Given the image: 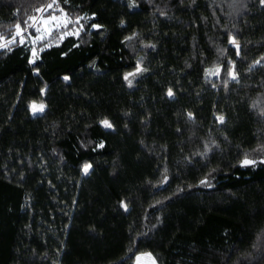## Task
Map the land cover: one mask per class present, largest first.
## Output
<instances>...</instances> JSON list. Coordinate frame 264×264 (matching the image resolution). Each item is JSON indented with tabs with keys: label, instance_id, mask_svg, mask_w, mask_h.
<instances>
[{
	"label": "trees",
	"instance_id": "16d2710c",
	"mask_svg": "<svg viewBox=\"0 0 264 264\" xmlns=\"http://www.w3.org/2000/svg\"><path fill=\"white\" fill-rule=\"evenodd\" d=\"M49 5L81 29L31 63ZM0 37V264H264V0H0Z\"/></svg>",
	"mask_w": 264,
	"mask_h": 264
},
{
	"label": "rangeland",
	"instance_id": "374dc122",
	"mask_svg": "<svg viewBox=\"0 0 264 264\" xmlns=\"http://www.w3.org/2000/svg\"><path fill=\"white\" fill-rule=\"evenodd\" d=\"M50 9H53L52 6L51 8H47L46 10L39 13L37 16L33 17V19L30 20V23L27 24V28L29 29V32H26V36L21 37V41L29 43L30 46L32 47V52L33 50H35L37 54L39 51L38 45L44 41H47L46 43L50 44L55 34L56 35L58 34L59 40H62L67 35H78L81 29V27H77V26L73 29H70L69 27L71 26L72 21L69 18V16L66 13H61V12L55 14H53L52 12L50 13L49 12ZM54 9L55 11L57 10V8ZM80 24L83 25L81 21ZM30 29L33 30L30 31ZM38 37H42V39H38ZM12 40L13 38L3 39V37H0V44L7 43L8 41H12ZM130 73L136 74L137 70L132 71ZM35 104L40 105L42 103H35ZM153 262H155V264H158L155 257L148 252L139 253L135 259V264H153Z\"/></svg>",
	"mask_w": 264,
	"mask_h": 264
},
{
	"label": "snow or ice",
	"instance_id": "6c2138e0",
	"mask_svg": "<svg viewBox=\"0 0 264 264\" xmlns=\"http://www.w3.org/2000/svg\"><path fill=\"white\" fill-rule=\"evenodd\" d=\"M49 7H51V6L49 5ZM53 19H55V18H53ZM94 27H99V26L97 25V26H94ZM16 29H17V33H16V34H17L18 36H19V35H22L23 29L21 28V26H20L19 24L16 25ZM38 39H42V37H38ZM13 42H15V38H13L12 41H8L7 43L0 44V48H7V47L9 46V44H10V43H13ZM21 42H23V41H21ZM230 43H232L237 49H239V44H238V42L235 40V38L231 39V40H230ZM237 54H239L238 51H237ZM32 57H33V59H32V61H30V62H31V63H35L36 59H38V54H37V52H36L35 50H33V52H32ZM257 63H259V61H257ZM141 71H143V69H141V68L138 67V68H137V72H141ZM219 71H220L219 68H216V69H210L208 74H209V75H216V74L219 73ZM134 75H135V73H129L128 75H126V76L124 77V79L128 81L129 86H131V83H132V81L129 79V76H134ZM230 75H231V77H232L233 80H236V79H237V75L235 74L234 71L231 72ZM65 79H67V77H65ZM167 94H168L169 97H172V96L174 95V93H173V91H172L171 89L168 90V93H167ZM44 107H45V106H44L43 104L37 105V104L33 103V104L31 105V108H32L33 114H36L37 112H43V111H44ZM219 120H220L221 122H223L224 118L221 116V117H219ZM101 124H102L103 127H105V128H109V129H110V128L113 127V125L111 124V122L108 121V120H103V121H101ZM99 147L102 148V147H104V145L101 143V144L99 145ZM262 162H264V161H262ZM254 163H256V162L253 161V160H249V159L245 158V159L242 161V166H248V165H251V164H254ZM91 168H92V165H91L90 163H86V164H84V165H83V172H84V174L87 175V174L89 173V170H90ZM201 183H202V184H206L207 181H206V180H205V181H201ZM122 207H124V209L127 210V205H126V204H123ZM153 264H155V262H153Z\"/></svg>",
	"mask_w": 264,
	"mask_h": 264
}]
</instances>
